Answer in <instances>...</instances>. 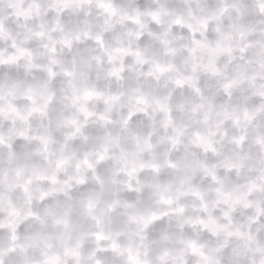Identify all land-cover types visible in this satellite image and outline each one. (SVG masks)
<instances>
[{
  "label": "clouds",
  "instance_id": "clouds-1",
  "mask_svg": "<svg viewBox=\"0 0 264 264\" xmlns=\"http://www.w3.org/2000/svg\"><path fill=\"white\" fill-rule=\"evenodd\" d=\"M0 264H264V0H0Z\"/></svg>",
  "mask_w": 264,
  "mask_h": 264
}]
</instances>
